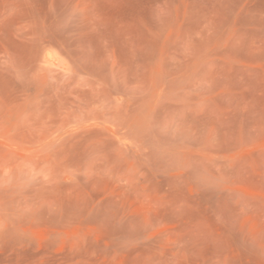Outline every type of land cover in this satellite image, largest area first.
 I'll return each mask as SVG.
<instances>
[{
	"label": "rangeland",
	"instance_id": "rangeland-1",
	"mask_svg": "<svg viewBox=\"0 0 264 264\" xmlns=\"http://www.w3.org/2000/svg\"><path fill=\"white\" fill-rule=\"evenodd\" d=\"M0 264H264V0H0Z\"/></svg>",
	"mask_w": 264,
	"mask_h": 264
}]
</instances>
